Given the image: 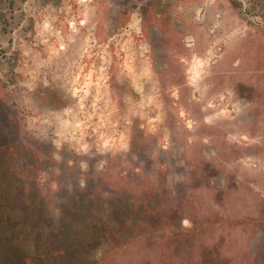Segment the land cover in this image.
<instances>
[{
	"label": "rangeland",
	"instance_id": "rangeland-1",
	"mask_svg": "<svg viewBox=\"0 0 264 264\" xmlns=\"http://www.w3.org/2000/svg\"><path fill=\"white\" fill-rule=\"evenodd\" d=\"M177 236L264 247V0H0V264Z\"/></svg>",
	"mask_w": 264,
	"mask_h": 264
},
{
	"label": "trees",
	"instance_id": "trees-1",
	"mask_svg": "<svg viewBox=\"0 0 264 264\" xmlns=\"http://www.w3.org/2000/svg\"><path fill=\"white\" fill-rule=\"evenodd\" d=\"M190 237H195L193 230L189 231ZM180 236L171 237L170 247L167 248L170 251V256L178 258L181 256L182 252L186 251L191 254L192 264H264V247H251L248 252L251 255L249 261L234 262V260L226 255V250L222 247V244H212L207 246H202L200 248L190 244L186 247L182 240L179 239Z\"/></svg>",
	"mask_w": 264,
	"mask_h": 264
}]
</instances>
